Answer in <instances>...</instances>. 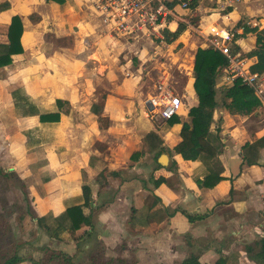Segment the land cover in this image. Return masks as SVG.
Segmentation results:
<instances>
[{
  "label": "rangeland",
  "instance_id": "1",
  "mask_svg": "<svg viewBox=\"0 0 264 264\" xmlns=\"http://www.w3.org/2000/svg\"><path fill=\"white\" fill-rule=\"evenodd\" d=\"M41 1L3 3L21 15L23 51L0 67V261L15 253L25 259L20 264H95L89 255L97 252L103 264H121L120 257L126 264H167L165 225L162 241L149 217L139 231L128 225L133 190L151 204L149 180L157 158L145 153L131 161L129 155L142 149L144 133L171 132L155 101L164 89L179 94L194 80L195 52L211 48V25L234 33L230 50L244 56L254 49L256 33L264 31V0H195L190 11L178 9L186 22L170 25L172 32L184 26L171 42L165 34L140 39L103 30L86 0ZM245 26L257 30L243 35ZM7 31L0 27V38ZM221 88L217 76L218 109L228 101ZM15 89L41 112L60 111L57 99L69 102V112L61 111L54 123L23 117L13 104ZM184 104L182 116L191 106L188 99ZM91 156L94 167L102 168V162L104 169L91 173ZM84 184L97 189L93 231L81 228L74 243L53 238L36 217L82 203ZM47 222L54 227L51 218ZM58 253L70 263L51 259Z\"/></svg>",
  "mask_w": 264,
  "mask_h": 264
},
{
  "label": "crops",
  "instance_id": "2",
  "mask_svg": "<svg viewBox=\"0 0 264 264\" xmlns=\"http://www.w3.org/2000/svg\"><path fill=\"white\" fill-rule=\"evenodd\" d=\"M3 3L4 0H0V6H4ZM41 3L48 4L46 0ZM14 11L13 7L7 6L0 12L1 28L9 27L12 16L21 17ZM92 13L96 16L93 11ZM98 26L102 28L100 23ZM106 29L108 31V28ZM0 43H8L7 33L1 35ZM254 62L255 58H250L249 66ZM225 68L219 76L226 89L231 83L223 80ZM259 75L263 95L255 92L262 99L263 104L260 107L247 115L231 113L224 106L228 102L226 100L222 109L216 107L213 111L210 129L216 133L215 129L218 127L220 138L217 143V157L214 160L208 163L201 159L184 160L180 154L174 152V146L181 140V123L168 126V129L172 127L171 132L167 131L164 135L155 131L163 143L161 149L151 153L157 158V168L153 170L149 180L152 187L151 204L146 206L138 197L141 192L133 190L132 214L128 218V225L139 231L143 223H146L144 219L149 217L151 225L155 226L156 236L161 241L163 234L159 230L165 225L167 264H184L190 257L196 258L200 264H215L218 259H222L223 264H264V259L259 256L261 240L264 239V142L250 151V157L256 158V163L248 164L242 150L245 144H252L264 136V110H261L264 106V73ZM181 91L178 93L185 104L188 99L190 107L197 105L193 80ZM188 110L183 112L184 120L188 119ZM142 138L143 135L141 140ZM161 154H167L168 157L170 155L166 166L158 162ZM215 163L222 179L211 188L199 186L197 181L202 180ZM101 166L102 168L89 167V171L98 173L105 167L102 162ZM158 178H163L164 181L155 187L154 181ZM89 186L92 195H95L97 189L93 185ZM92 203L91 201L93 223L95 209ZM64 210L53 215L57 216ZM45 214L47 213L42 215ZM81 228H85L83 231L90 234L94 223L92 229L88 226ZM81 228L75 231V237L81 236L78 233ZM97 240L104 245L101 239ZM119 262L126 264L122 257Z\"/></svg>",
  "mask_w": 264,
  "mask_h": 264
},
{
  "label": "trees",
  "instance_id": "3",
  "mask_svg": "<svg viewBox=\"0 0 264 264\" xmlns=\"http://www.w3.org/2000/svg\"><path fill=\"white\" fill-rule=\"evenodd\" d=\"M65 1L66 0H46V2L58 4H62ZM6 8V6H0V12ZM183 30V25L175 32L165 30V40L171 42ZM256 30V27L245 26L243 35L254 33ZM22 31L23 25L21 17L19 15L12 16L7 31L8 43H0V67L10 65L14 56L22 53L23 47L20 40ZM248 56L255 58V62L250 66V70L259 74L264 73V31L256 33L255 47L248 53ZM226 64L227 59L219 50L213 48H198L195 52L193 68V89L197 94L198 103L189 108L187 120H184L182 115L178 113L170 119L165 120L167 126H172L176 123L182 124L179 132L181 140L174 146L173 150L175 153L180 154L184 160L193 161L201 159L203 162L208 163L217 157V143L220 141L218 137L219 128L217 127L215 129L216 133H214L210 127L213 122V111L217 107V102L215 100L216 79L224 70ZM224 94L228 99V102L225 103L224 106L231 113L247 115L263 104L262 99L255 90L238 79L226 87ZM11 96L14 107L21 116H38L41 123L58 122L61 111L64 113L69 112V102L62 99L56 100L60 111L41 112L29 97L20 92V90L15 89L11 91ZM263 142L264 136L258 141L252 144L247 143L242 147L243 157L248 164L257 162L256 158L250 157V151L256 146H260ZM162 143V138L155 131H149L143 134L142 149L132 151L129 155V160L137 161L139 157L143 156L145 153H152L159 148L161 149ZM95 159L96 157L94 156L88 158V165L90 167L95 166ZM216 164L217 163L210 168V172L202 180L197 181L199 186L211 188L222 179V177L219 176ZM163 181V178H158L154 181V186L156 187ZM81 188L83 197L82 203L67 205L65 210L57 216L45 214L36 217L37 224L53 238H67L69 241L73 242V240L76 241L75 238L80 237L74 236L77 229L82 226H88L92 229V190L87 184L82 185ZM48 218H51L55 222L54 227L47 222ZM259 256L264 259V239L261 240ZM100 258L101 254L97 252H92L89 255L90 261L95 264H103V262H100ZM51 259L57 261L64 260L70 263L69 256L60 253L52 255ZM23 261H25L24 257L14 253L5 256L3 260L0 261V264H20ZM184 264L200 263L196 258L190 257ZM215 264H223V260L218 259Z\"/></svg>",
  "mask_w": 264,
  "mask_h": 264
},
{
  "label": "built area",
  "instance_id": "4",
  "mask_svg": "<svg viewBox=\"0 0 264 264\" xmlns=\"http://www.w3.org/2000/svg\"><path fill=\"white\" fill-rule=\"evenodd\" d=\"M194 1L86 0L88 6L94 10L99 23L108 28V32L140 39L150 36L161 37L165 30L172 32L170 25H173L175 20L186 22L178 9L190 11V6ZM233 38L234 33L226 29H218L215 25L209 27V32L206 35V40L211 48L219 50L227 59L223 80L232 83L238 79L254 88L257 93L262 94L263 90L259 85L260 75L250 70V58L229 49L228 42L230 43ZM182 104L181 95L164 89L157 101V106H155L158 116L163 120H168L178 113Z\"/></svg>",
  "mask_w": 264,
  "mask_h": 264
},
{
  "label": "water",
  "instance_id": "5",
  "mask_svg": "<svg viewBox=\"0 0 264 264\" xmlns=\"http://www.w3.org/2000/svg\"><path fill=\"white\" fill-rule=\"evenodd\" d=\"M168 160H169V157H168L167 154H161V155L158 157V162H159L161 165H164V166L167 165Z\"/></svg>",
  "mask_w": 264,
  "mask_h": 264
}]
</instances>
